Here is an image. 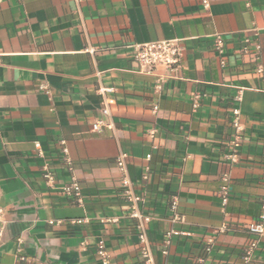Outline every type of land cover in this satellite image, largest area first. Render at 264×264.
<instances>
[{
	"label": "crops",
	"instance_id": "crops-1",
	"mask_svg": "<svg viewBox=\"0 0 264 264\" xmlns=\"http://www.w3.org/2000/svg\"><path fill=\"white\" fill-rule=\"evenodd\" d=\"M164 40L180 68L142 69L136 48ZM121 155L152 218L149 264H264L247 231L264 205V0H0V264H102L101 241L108 264H147Z\"/></svg>",
	"mask_w": 264,
	"mask_h": 264
},
{
	"label": "built area",
	"instance_id": "built-area-1",
	"mask_svg": "<svg viewBox=\"0 0 264 264\" xmlns=\"http://www.w3.org/2000/svg\"><path fill=\"white\" fill-rule=\"evenodd\" d=\"M205 5H207L206 2ZM215 45H216V50L218 52L223 51L225 42L222 36L220 35L215 36ZM254 49L257 52L259 51L260 46L258 44H254ZM134 57L138 65L144 70L149 71L157 67H164L170 73H175L181 66L182 48L177 40L149 42L141 46H138L136 48V53ZM261 71H262L261 68H259V72ZM240 100H241V96H238L237 101ZM109 103H111V101ZM102 113L104 115H109L108 108L104 107ZM238 115L239 112L235 111L234 127L237 133H236L235 141L232 144L230 153L226 156L227 160H229L231 163H238L240 159L238 149L241 143V127L239 124ZM102 126L110 127L109 124H104L103 122L100 121L94 124L93 129L97 131ZM39 146L40 145L37 144L38 148ZM62 153L65 157L68 155V150L65 146H63ZM125 158H126L125 155H121L117 160V165L123 173V178L121 182L122 192L124 197L131 204L130 217L136 221V229L138 230V240H139L138 242L142 248V254L147 259V264H149L151 261V253H150V241L147 233V227L151 223L152 218L149 215L143 213L139 207L142 202V198L136 195L134 192L132 181L127 174ZM148 159H150V156L148 157ZM44 178L50 186L53 185L55 178L50 171L46 170L44 172ZM62 191L64 195L73 198L78 204L82 203L81 187L78 183L73 182L70 185H65L63 186ZM228 195H229L228 187L225 186L223 188L224 203L227 201ZM1 203H2V196L0 194V243L4 241L6 235L4 209ZM172 208L173 209L176 208V203H173ZM85 221L86 220H79L78 223L82 224ZM263 221H264V205H263V213L260 216V222L249 226L247 228L248 233L257 237L263 236L264 235ZM222 231L224 232L226 231V229L223 228ZM174 235H179V233H176L174 231H170L166 233L165 236L166 245L170 244L171 238ZM213 243H214L213 239H210L208 241V245H209V248L207 249L208 251H210L211 249L210 247L213 245ZM257 246H258L257 241H253L251 244H249L246 247L243 255V261L245 263H249L251 261L252 256L255 250L257 249ZM97 249H98V254L103 260L102 264H108V261L106 259L105 246L102 241L98 243ZM164 254H167V251H164Z\"/></svg>",
	"mask_w": 264,
	"mask_h": 264
}]
</instances>
